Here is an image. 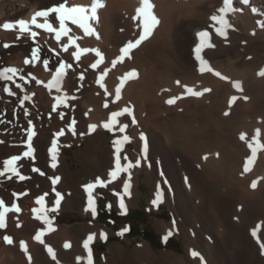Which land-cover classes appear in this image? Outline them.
I'll return each instance as SVG.
<instances>
[{"label":"bare ground","instance_id":"6f19581e","mask_svg":"<svg viewBox=\"0 0 264 264\" xmlns=\"http://www.w3.org/2000/svg\"><path fill=\"white\" fill-rule=\"evenodd\" d=\"M62 2L64 0H0V67L22 69L21 75L26 76L25 80L17 76L15 83L0 81V140L4 141L0 144V168L4 159L22 155L26 150L23 141L28 119L33 120L37 133L33 140L36 159L23 158L17 164L21 174L29 179L0 177V198L7 206L15 204L20 208L19 212L6 214L7 228L0 229V264H29L27 255L19 247L21 240L28 244L31 264H57V261L77 264L78 256L85 258L80 264H86L87 251L83 242L91 233L96 234L90 243L94 264H200L198 257H192L193 250L204 257L206 264H264V252L251 234L253 228L264 222V179H260L264 177V151H258L251 171L241 175L251 151L239 138L241 133H247L251 139L256 129H260V140L264 142V77L258 75L264 68V28L257 23L264 21V0H249L247 5L233 0V6L243 11L228 14L234 30H228L227 40L216 35L210 20L223 5V0H152L160 24L148 40L132 49L130 56L115 67L112 61L120 55V49L140 34L139 21L132 19L140 0H104L105 6L98 10L99 19L91 22L99 39L95 35L85 36L82 29L68 22L72 29L70 35L81 37L77 41L81 47L99 48L104 54V62L96 69L90 67L98 59L94 52L82 54L77 62L70 55L75 50L74 45L69 52L63 51L60 44L67 43V37L57 43L54 34L33 26L32 30L39 33L35 42L27 38L17 40V29L2 27L6 22L20 19L30 22L36 11ZM67 3L69 6H90L92 0H67ZM253 7L256 13L252 12ZM54 17L52 14L49 19L58 27ZM38 22L43 23L44 18H38ZM203 30L211 33V43L215 47L204 49L202 55L212 69L228 80L213 72H200L195 49L200 43L197 33ZM4 43L11 47L4 48ZM37 44L41 48L40 60L34 66L25 65L24 59L31 58L30 51ZM45 59L49 60L50 70L43 66ZM60 61L73 65L63 80L62 93L76 99H69L67 107L61 105L49 116L55 102L53 98L58 93L55 89L49 93L36 80L46 84ZM104 69H108L104 83L111 93L107 96L96 83ZM132 70L138 77L124 84L121 99L114 102L120 77ZM29 72L36 80L27 76ZM81 73L84 74L82 81L79 79ZM236 80L242 82V93L233 87L232 82ZM16 84L23 87L17 89ZM185 85L197 91L204 88L211 91L194 97L186 94ZM4 87H11L17 96L9 97ZM25 93H34L23 106L30 112L28 117L23 115L18 104ZM232 96H247L248 99H238L230 106ZM172 97L180 98L175 104H167ZM105 102L108 108L104 107ZM126 106L133 109L137 123L132 124L127 114L117 118L120 122L115 126L117 129L121 124H128V128L124 133L114 130L118 134L116 139L124 135L130 137L121 145V162L126 163L123 157L127 156L133 162L140 159L141 163L129 170L130 180L127 173H122L108 186L115 192H122L123 182L128 180L131 195L125 196L127 211L142 200V181L150 187L151 202L157 190H161V204L168 212L166 217L156 219L155 227L164 235L171 229L172 236L182 240L184 252L168 249L158 253L146 242L133 249L123 245L109 246L97 259L93 242L101 239V232L108 237L113 229L95 222L87 226L84 222L61 223L57 219L59 222L53 221L55 230L43 237L45 244L56 252L57 260L53 261L45 245L33 239L41 228L47 227L33 212L41 207L36 202L37 197L47 193L44 208L51 211L56 193L52 191L49 177L58 175L61 180L55 189L63 199L54 212L77 210L92 215L90 210L85 211L87 193L83 185L97 177L107 179L114 166L115 148L105 136L107 130L103 123L109 120L112 111ZM59 112H63V119ZM225 112L229 114L226 116ZM73 119L77 122L76 136H72L68 128ZM90 124L98 127L88 134ZM61 129L65 135L59 137L58 165L52 169L48 148L54 134ZM81 132L85 135H79ZM141 132L148 141L146 159L142 155ZM79 144L82 146L76 148V153L84 159L86 168L73 170L66 149ZM205 156L208 158L204 159ZM32 167L40 168L44 175L32 172ZM254 180L258 181L255 189L251 187ZM22 192L27 195H12ZM93 196L98 209L99 187ZM116 201L119 208L118 197ZM154 208L156 212L161 211L160 206ZM4 235L12 236L14 243L4 242ZM258 235L260 242H264V226ZM65 243H70L71 247L65 248Z\"/></svg>","mask_w":264,"mask_h":264},{"label":"snow or ice","instance_id":"6c2138e0","mask_svg":"<svg viewBox=\"0 0 264 264\" xmlns=\"http://www.w3.org/2000/svg\"><path fill=\"white\" fill-rule=\"evenodd\" d=\"M240 3L247 5L249 3V0H240ZM104 0H92V4L90 6L85 5H72L69 6L67 3V0H64V2L57 4L53 7H48L46 9H42L39 11H36L33 16L31 17V21H26L24 19H20L16 22H6L2 25L3 29L5 30H13L17 29L19 35L17 36V40H20L21 38H27L33 42L37 40V37L39 33L37 31H33L32 28L35 26L37 29H43L49 34H54L55 40L57 43H60L62 37H67V43L60 44V47L63 49L64 52H69V49L71 46H75V50L71 51L70 55L73 57L77 62L80 61L82 54L88 53V52H94L96 57L95 63H92L90 67L92 69H96L99 65H101L104 62V54L101 52L99 48H88V47H81L80 44L77 43L81 37L70 35L72 32V29L68 26V22L70 21L73 25H76L79 29L83 30V33L85 36H93L95 35L97 39H99V34L96 32V29L92 26V21H96L99 19L98 17V10L102 9L104 7ZM155 5L152 2V0H140V6L136 9V14L132 17L134 21H139L137 24V27L141 29L140 34L138 38L135 41H129L123 48L120 49V55L117 57V59L112 61V66L115 67L116 64L122 63L126 57L130 56V52L132 49L138 47L142 42L148 40L152 34L154 29L157 27V25L160 24V20L158 19L157 15L154 12ZM253 13L257 12L256 8L251 9ZM243 11L242 8H236L233 6V0H223V5L217 9V14H213L210 17V20L213 22L212 27L215 30L216 35L223 37L225 40H227L228 37V30L233 29V25L229 22L228 14L229 13H235ZM52 14H55V20L58 21L59 26L54 27L53 23L50 21V17ZM264 14V13H262ZM43 17L44 22L40 23L38 22V18ZM257 23L260 25L261 28H264V21H257ZM234 30V29H233ZM254 34V33H253ZM197 36L200 38V43L196 46L195 49V55L197 61H199L200 64V72H213L214 75L220 77L221 79L228 80L229 78L226 76H222L221 73L215 71L212 69L209 65V62L203 57L202 52L206 48H213L215 47L214 44L211 43V33L207 30H203L197 33ZM4 48H10L11 45L9 43L3 44ZM53 52H55V49H52ZM40 53L41 48L37 44L36 47L32 48L30 51V57L31 58H25L24 64L25 65H35L37 61L40 60ZM57 56H59V53H56ZM250 59V58H249ZM43 66L45 70L49 69V60L45 59L43 61ZM73 65L71 63H67L65 61H60L59 66L55 68L54 73L51 76V79L45 84L44 81L36 80L34 76H32V73H27V76L32 77L33 80H36L37 84H43L45 88L48 89L49 93L52 92L53 89L58 93L54 96V103L51 106V112L48 113L49 116L52 115V113L57 112V110L60 108L61 105L67 107L69 99H76L75 96L69 97V95L66 92L62 93V83L67 75L68 70L72 69ZM22 69H18L16 67H0V81L4 82H13L15 83V78L17 76L20 77L21 80H25L26 76L21 75ZM108 74V69H104L99 74L98 79L96 80V83L100 86V88L104 89L105 95H111V93L108 92V89L104 83L105 77ZM258 75L261 77H264V68H262ZM138 77V73L135 70H132L130 72L125 73L122 77H120V84L115 89V101H119L121 99V90L124 86V84L129 79H134ZM79 79L82 81L84 79V74L81 73L79 76ZM177 84H180V81L176 82ZM233 87L237 89L239 92H243L242 82L239 80L232 82ZM17 89H20L23 87L21 84L15 85ZM186 89V94L194 97H200L203 96L205 93L210 92L211 89L204 88L202 91H197L193 87H189L187 85L184 86ZM3 91L8 94L9 97H15L17 96V92L13 91L11 87H4ZM62 93V94H59ZM32 95H29L25 93L21 99L18 100V104L21 107L23 111V115L25 117L30 116V112L27 108H24V104L26 101H30L32 99ZM180 97H172L169 98L166 103L169 105L175 104L177 99ZM244 99L247 100V96L238 97V96H232L229 101V105L236 102L238 99ZM105 108H108V103L105 102L104 104ZM127 114L131 117V123L136 124L137 120L133 114V109L131 107H124L122 110L119 111H112L110 113L109 120L105 121L103 123V128L109 131H118L120 133H124L125 130L128 128V124H121L120 127L117 129L115 126L119 124L118 117L124 116ZM228 112H225L224 115H228ZM58 115L61 119L64 118L63 112H59ZM87 115V113H85ZM76 120L73 119L71 123L68 125L69 131L72 136L77 135L76 130ZM96 124H90L88 125V134H91L97 129ZM24 132L26 133V139H24L23 144L26 145V150L23 151L22 155H12L9 158H6L2 161V168H0V177L7 176V179L11 180L13 177H17L20 181H24L29 179V177L22 175L17 164L19 161H21L23 158H28L29 160H35L36 156V149L33 146V140L34 137H36L37 133L35 130V124L33 123L32 119L27 120V127L24 129ZM65 135L64 129L59 130L54 134V139L51 141V146L48 148V153L50 155V167L52 169H56L58 165V156H59V144L58 140L59 137H62ZM79 135L83 136L85 133L81 132ZM261 130L256 129L255 135L251 137V139H248L247 133H241L240 134V140L245 141L247 143V147L250 149L251 154L246 158L243 166V172L247 173L251 171V165L254 163L258 151H264V142H261L260 140ZM130 140V137L128 135H124L122 139H115L113 141V147L115 148L114 152V166L110 169V171L107 174V179H101L99 177L95 178L93 182H89L83 185L84 190L87 193V207L85 208V211L90 210L92 215L95 216L97 214L96 209V200L93 196V192L97 187H107L110 183L113 181L118 180L121 177L122 173H127L129 180L131 178V172L130 169L137 167L140 165L141 161L140 159H137L135 162L128 159L127 156H124L123 159L126 161V163L121 162V145L125 142H128ZM140 140L143 141V153L142 155L146 159V154L148 151V141L147 137L143 132L140 133ZM4 143L3 140H0V144ZM219 155L218 153L216 154ZM208 157L205 156L204 159H207ZM32 172L39 173L40 175H44V173L41 171L38 167H32ZM163 175V174H161ZM52 184V191L56 193V199L54 201V207L50 209L51 211H56L59 208V205L61 204V201L63 199L61 193L56 192L55 185L61 180V177L58 175H54L52 177H49ZM264 179V177L260 178ZM258 181L254 180L251 184V187L255 189L257 187ZM130 183L128 180H125L123 182V191L122 192H115V195L119 199V208L122 210V212H127V207L125 204V196H130ZM15 197H19L22 195H27L26 192L22 193H13L12 194ZM47 195L45 193L42 196L37 197V204L41 205L38 209H33V212L37 214L36 218L43 221L44 224L47 225L46 228H41L36 235L33 237V239L37 242H39L42 245H45L46 251L51 257L53 261L57 260V255L55 250L50 245H46L45 241L43 239L44 235L47 232L54 231L53 228V221L51 218H49L46 214L49 209L44 208L45 199L44 197ZM163 202V192L161 190H157L155 194V199L152 200V204L156 206L157 208L160 206V204ZM107 207L111 208V204H109ZM20 208L12 204L11 206H7L5 204V201L0 198V229L7 228L6 223V214L8 212H19ZM173 224H175V221H173ZM264 226V222H261V224H258L255 228L252 229V236L257 239L259 242V246L264 252V242H260V237L258 233L261 230V227ZM129 231L128 227L123 228L118 235H123L125 232ZM173 235L172 230L170 229L168 233L163 237V240L165 242L168 241L169 237ZM96 238L95 233H91L87 236V239L83 242V247L87 251V257H86V264H94L93 260V254H92V248L90 247V243L94 241ZM100 238L103 240H107V233L101 232ZM2 240L6 242L9 245H12L14 243L13 237L10 235H4L2 236ZM19 247L21 250L27 255V259L29 261V264H31L32 256L29 254V248L26 241H19ZM65 248L71 247L70 243H65ZM191 255L193 258H199L200 264H206V261L204 260V257L198 252L193 250L191 252ZM85 258L84 257H76L77 264H80ZM57 264L59 262L57 261Z\"/></svg>","mask_w":264,"mask_h":264},{"label":"rangeland","instance_id":"374dc122","mask_svg":"<svg viewBox=\"0 0 264 264\" xmlns=\"http://www.w3.org/2000/svg\"><path fill=\"white\" fill-rule=\"evenodd\" d=\"M117 135L118 134L115 131L107 130L105 133V136L111 143L118 137ZM131 145L133 144L131 143ZM79 146H82V144L66 149L69 166L73 170L86 168L84 159L76 153V148ZM130 154L132 156V153ZM140 188L143 192L142 200H140L136 206L130 208L126 213L120 211L118 208L115 189L111 186H107L99 187L101 197L98 199V209L95 216L77 210H68L59 213L47 211L46 214L52 219V221L59 220L61 223H75L77 221L84 222L87 226H90L91 222H95L113 229L112 233L107 237V240L100 239L93 242L92 246L97 259L103 255L109 246L119 247L120 245H123L128 249H133L146 242L150 243L158 253L168 249H173L180 253L184 252V246L180 238L170 236L168 241L165 242L163 240L165 235L155 227L156 219L166 217L168 209L160 204L161 211L156 212L154 205L150 201V187L142 181ZM109 204H111V208L107 207ZM132 226L134 229H132ZM125 227H128L129 231L125 232L123 235H118V233ZM138 230L145 231L149 238L136 235L135 233Z\"/></svg>","mask_w":264,"mask_h":264},{"label":"trees","instance_id":"16d2710c","mask_svg":"<svg viewBox=\"0 0 264 264\" xmlns=\"http://www.w3.org/2000/svg\"><path fill=\"white\" fill-rule=\"evenodd\" d=\"M132 229H134L133 226H132ZM135 234L138 235V236H144L145 238H146V237L149 238V237L146 235V232L143 231V230H138Z\"/></svg>","mask_w":264,"mask_h":264}]
</instances>
